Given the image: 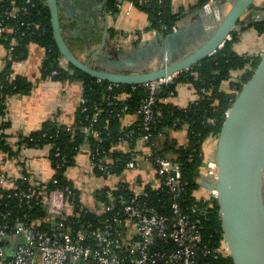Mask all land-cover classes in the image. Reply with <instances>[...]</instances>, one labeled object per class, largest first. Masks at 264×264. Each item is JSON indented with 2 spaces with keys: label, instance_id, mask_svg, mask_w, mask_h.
Here are the masks:
<instances>
[{
  "label": "built area",
  "instance_id": "1",
  "mask_svg": "<svg viewBox=\"0 0 264 264\" xmlns=\"http://www.w3.org/2000/svg\"><path fill=\"white\" fill-rule=\"evenodd\" d=\"M216 1L208 0L205 6L208 13L216 8ZM26 3L35 6L32 0ZM10 5L9 15L13 18L28 9L18 6L15 0ZM1 17L0 34L8 31L4 15ZM216 18L220 20L219 13ZM177 77L139 85L149 90V97L134 114L142 118V129L146 132L140 140L143 146L149 142V132L157 121L153 110L156 92L164 91ZM113 86L118 87L112 84L109 89ZM129 111L124 106L122 113ZM98 115L99 112L94 123ZM91 129L92 126L86 131L94 133ZM9 144L15 154L7 159L0 154V191H7L6 195L0 193V264H224L222 259L231 258L224 236L215 245L205 237L204 221L210 206L203 204L216 201L218 192L202 184L215 185L219 167L216 160H207L204 153L197 183L207 195L204 194V201H199L198 191L192 193L194 203L189 205L188 182L181 164L156 157L145 146L141 152L132 153L131 160L122 162L121 173L115 172L117 160L106 156L96 161L99 154L89 153L90 172L83 173L80 182L51 188V183H58L56 170L53 169L51 178L45 179L33 172L31 166L48 158L53 168L50 155L57 149L55 156L60 157L59 149L50 144L31 147L20 137L13 142L9 140ZM45 148L46 156L33 154ZM144 165L154 171L142 178L130 176ZM126 174L133 179L128 180ZM93 179L106 183L101 182L89 197V182ZM26 208L30 211L23 212Z\"/></svg>",
  "mask_w": 264,
  "mask_h": 264
},
{
  "label": "trees",
  "instance_id": "2",
  "mask_svg": "<svg viewBox=\"0 0 264 264\" xmlns=\"http://www.w3.org/2000/svg\"><path fill=\"white\" fill-rule=\"evenodd\" d=\"M12 0H0L1 14L4 15V25L8 31L1 33V43L8 50L6 67L0 75V113H3L7 97L13 95H28L33 90V83L26 77L14 76L13 65L27 53L28 47L35 44L46 51L41 73L55 81H65L73 78L69 71L60 66L62 54L54 39L51 23V13L48 2L32 0L34 7L27 5V0H15L21 10L15 18L11 17ZM134 5L145 13L151 24L150 29L157 32L172 33L174 27L182 18V14H174L173 0H131ZM207 1L202 2L203 6ZM117 0H107L109 10L116 11ZM246 25L243 29L254 28L259 34L264 35V17ZM241 21L239 22V24ZM240 41V34L235 30L232 39L212 57L207 58L187 73H181L173 84L166 87L157 98L153 107L156 122L149 132V142L145 147L156 157L169 158L182 166L185 180L188 182V204L194 203L192 193L200 190L197 183L201 169L204 166L203 144L211 137L220 135L226 117L239 93L251 79L257 68L261 56H244L235 51V44ZM15 45L14 51L11 47ZM83 85V103L77 111L76 123L71 127L59 125L56 121H48L41 130L29 136H19L29 146L42 148L46 145H55L59 149L60 157H56V150L50 155L53 169L56 170L57 184H50L51 188H64L72 185L67 175V170L76 164L77 156L89 145L88 154L108 157L117 160L119 165L115 172L121 173L124 167L122 162L133 158L132 153L118 150L121 143L129 142L135 145L142 140L146 132L142 129V118L138 116V123L124 127L122 120L128 114L134 115L149 97V90L144 86L119 85L95 79L80 72L71 66ZM243 72L237 80H232L233 72ZM232 80V81H231ZM230 81V91L223 90V83ZM188 84L196 92L197 100L187 107H180L166 101L169 97L177 95L178 86ZM121 99L116 100L114 97ZM124 106L130 111L122 113ZM99 112L97 122H93L95 114ZM120 114V116H118ZM92 126L94 133L86 131ZM187 126V143L180 144L171 137V131H180ZM7 125L0 126V154L4 158L12 157L15 152L9 144L6 133ZM130 134V137L126 135ZM9 138V139H8ZM202 155V156H201ZM58 165L61 168L57 169ZM25 188L28 184H24ZM0 193L6 195L7 191ZM209 210L204 221L205 237L215 245L223 237L221 228L220 209L217 200L208 204ZM29 209H23V212ZM224 264H233L231 258L222 259Z\"/></svg>",
  "mask_w": 264,
  "mask_h": 264
},
{
  "label": "crops",
  "instance_id": "3",
  "mask_svg": "<svg viewBox=\"0 0 264 264\" xmlns=\"http://www.w3.org/2000/svg\"><path fill=\"white\" fill-rule=\"evenodd\" d=\"M205 1L173 0V13L182 14V18L176 25V31L168 34L151 30L147 15L131 0H117L116 11L108 9L107 0H59V10L66 42L81 61L101 70L114 68L134 73L160 68L162 58L169 51L174 58L180 59L183 53L200 47L237 0H217L216 8L210 13L205 9L206 3L201 6ZM218 13L220 20L216 18ZM258 17H264V0H257L256 7L243 16L235 29L240 34V41L234 46L239 55L256 57L264 53V35L254 28L243 29ZM45 56L44 48L31 44L22 59L13 65V75L26 77L34 87L28 95L7 97L3 113H0V126L7 125L6 133L11 142L19 136H29L41 130L48 121L68 127L76 123L77 111L83 103L82 82L63 56L60 66L74 75L73 78L55 81L43 76L41 68ZM7 58L8 50L1 43L0 35V75L6 67ZM242 74L233 72L232 80H237ZM222 88L230 91V81L224 82ZM196 100V92L188 84L179 85L177 95L167 98L168 102L180 107H187ZM122 123L124 127L133 126L138 123V116L128 114ZM187 129L185 126L180 131H171V137L184 145L188 140ZM89 149L86 145L77 156L73 166L75 172H67L72 182H80L83 173L90 172ZM143 149L140 141L135 145L124 142L118 147L124 153L141 152ZM217 149L218 137L211 136L203 144L205 157L209 160H216ZM47 153V148L33 152L35 156H46ZM31 168L45 179L54 174L48 158L35 161ZM152 171L154 168L144 165L132 173L142 178V175ZM89 184L91 191L87 196L99 188L97 183Z\"/></svg>",
  "mask_w": 264,
  "mask_h": 264
},
{
  "label": "water",
  "instance_id": "4",
  "mask_svg": "<svg viewBox=\"0 0 264 264\" xmlns=\"http://www.w3.org/2000/svg\"><path fill=\"white\" fill-rule=\"evenodd\" d=\"M257 0H237L221 23L197 49L180 59L171 51L159 69L127 73L114 68L97 69L81 61L63 34L59 0H48L54 39L63 58L75 69L113 85L139 86L181 73L215 55L235 31ZM162 90L156 92L160 96ZM215 185L202 184L218 192L223 236L233 264H264V53L251 79L235 99L218 136Z\"/></svg>",
  "mask_w": 264,
  "mask_h": 264
},
{
  "label": "rangeland",
  "instance_id": "5",
  "mask_svg": "<svg viewBox=\"0 0 264 264\" xmlns=\"http://www.w3.org/2000/svg\"><path fill=\"white\" fill-rule=\"evenodd\" d=\"M257 19H259V17L257 18ZM256 19V20H257ZM263 18L261 17L259 20H262ZM255 20V21H256ZM156 69H159V68H156ZM9 139V138H8ZM10 140V139H9ZM207 156V155H206ZM207 159L209 160V158L207 157ZM74 167L72 166V167H70L68 170H67V172L69 173L70 172V174H72L73 172H75V170L73 169ZM127 176L126 177H128L129 175L128 174H126ZM130 176H135L134 175V173H131V175ZM133 178L132 177H128V180H132ZM85 181H84V179H82V182L81 183H84ZM103 183V184H105L106 182H104V181H99V180H96V179H93L92 181H91V183H92V185H94L95 183H97V184H100V183ZM73 183L74 184H76V181L75 180H73ZM201 190V189H200ZM200 190H198V192L196 193V198L199 200V201H204L205 200V196H204V194H206L207 195V193L206 192H201ZM89 197H90V195H89Z\"/></svg>",
  "mask_w": 264,
  "mask_h": 264
}]
</instances>
